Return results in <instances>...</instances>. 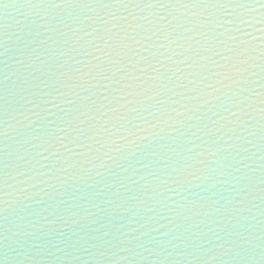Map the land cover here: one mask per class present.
<instances>
[{
    "label": "water",
    "instance_id": "obj_1",
    "mask_svg": "<svg viewBox=\"0 0 264 264\" xmlns=\"http://www.w3.org/2000/svg\"><path fill=\"white\" fill-rule=\"evenodd\" d=\"M57 3L0 5L9 125L0 264H264L259 52L237 84L212 94L219 99H208L178 122L171 119L203 88L199 82L216 59L219 34L241 20L257 34L264 8L52 6ZM125 21L135 29L131 39L139 41L125 49L133 61L126 67L159 61L152 83L140 86L142 95L111 91L120 87L113 77L126 79L119 64L82 82L74 79L76 88H62L58 73L73 63L70 57L88 52L90 45L111 43L109 37L129 27ZM178 24L183 27L173 32ZM197 31L195 40L185 43L183 37ZM75 59L95 62L86 55ZM41 99L50 101L45 111L19 127V113ZM122 99L128 103L118 107ZM243 105H249L246 117L230 123ZM80 112L85 113L81 132H68L64 148L54 151L51 142L67 132L66 125L77 123L73 118ZM101 125L102 135L85 138ZM137 127L144 131L127 137ZM201 152L207 153L196 157L205 161L202 170L183 180L185 165Z\"/></svg>",
    "mask_w": 264,
    "mask_h": 264
},
{
    "label": "snow or ice",
    "instance_id": "obj_2",
    "mask_svg": "<svg viewBox=\"0 0 264 264\" xmlns=\"http://www.w3.org/2000/svg\"><path fill=\"white\" fill-rule=\"evenodd\" d=\"M66 4V6L71 7H90L96 6L101 8H148V7H159V8H197V9H207V8H216V9H253L256 7L264 8V0H60V3L53 4V7H59L60 4ZM260 27L257 29V34L249 32L247 29L251 28L253 25L249 24L245 20L239 21V23L233 28L227 29L225 32L220 33V39L216 40L218 45V50L215 51L214 55L215 60L211 62V70L205 71L202 73L204 76L200 80V84L203 85V88L196 93V95L189 96L186 99V103L178 111H176L175 117L171 119L178 122V118L186 113L192 112V110L199 108L202 104L206 103L208 99H219V95L213 97V93H221V89L227 87L228 85H234L239 82L240 79L244 77L246 69L248 67L255 66L252 63L253 55L259 52L260 61L264 62V13L260 14L259 19L256 21ZM126 24H129V27L117 34L114 38L109 37L112 41H103L102 43H97L90 45L89 51L86 53H75L73 57H70L73 60L72 64H69L63 71L58 73L59 77H63L64 81L61 83L62 88H76L79 85L71 83L74 79L82 82L85 77L91 76L94 73H99L102 70H106L108 64H119L121 69L122 76L126 79L122 82L121 80H115V83L120 85L118 88H113L111 91L120 93L123 89L128 91L124 93L125 96H139L142 95L145 90L142 85H147L152 83L149 79L152 73L157 72V65L159 61L157 59L147 60V62L139 67H126L128 64H132L129 58L125 56V49L130 46L132 43H138L139 41H133L131 39V34L135 30L131 27L130 22L125 21ZM200 22L193 25V27H198ZM113 27H116L113 25ZM123 27V26H121ZM136 27H139L137 25ZM182 24H178L175 28L172 29L173 32L176 31V28H182ZM106 31H111L107 29ZM185 31H188L187 29ZM99 34H105L104 30L98 29ZM171 34V33H169ZM199 35V31L183 37L185 43L188 41L195 40L196 36ZM124 37H128V40H125ZM215 39V38H214ZM253 41L257 43L254 44ZM257 45H260L259 49ZM190 47V45H189ZM0 48H3V41H0ZM113 54L115 59H113ZM3 55V53H0ZM86 55L90 60L95 61L94 63H89L88 61H79L75 59V56ZM141 59H147L141 57ZM167 59H171L168 57ZM3 61H0V64H3ZM136 64L139 62L136 61ZM78 65V66H77ZM162 67V65H160ZM6 67V65H4ZM4 67H0V214L4 213L8 207V163H7V139L9 133V125L7 121L8 113V100H7V87L5 84L6 76L4 75ZM202 68L207 69L206 65H202ZM160 73H157V79H159ZM143 77V79H141ZM111 94V92L109 93ZM47 95V94H45ZM57 95H63V93L58 92ZM55 99V97H52ZM70 102V101H69ZM93 104L95 102H92ZM128 103L127 100L122 99L118 102V107ZM261 104H264V99L260 101ZM50 104L48 99H41L35 104H31L30 107H26L23 112L19 113L20 119L17 122V125L21 128L26 125L33 123L35 118H39L40 114L45 111V107ZM52 107H58V105H51ZM249 105L241 106L237 111L240 113H232L231 115L235 119L230 120V123H240L242 119L246 117V109ZM87 110H91V105L88 106ZM128 111V109H124ZM85 113L80 112L73 119L77 121L75 124H68L67 132H63L61 136H57L50 144L53 147L54 151H58L60 148H64L65 140L63 136H67L68 132H77L80 133L79 128L80 124L84 123V120L80 119V116H83ZM163 115V114H162ZM154 119L159 120L160 117H154ZM146 126L147 122H145ZM91 126H89L90 128ZM83 131H88L84 129ZM106 129L103 126H99L95 129H92V135L85 137L87 140L94 141L96 136L102 135ZM144 127H137L129 129L127 131V137L137 136L138 133H142ZM127 137H121V139H126ZM98 142V141H96ZM206 152L197 153L193 159L185 165V170L183 172V180H186V177L193 176L195 171H201V165L205 163L200 159H197V156H205ZM246 242V241H244ZM235 243V242H233ZM4 264V262H3Z\"/></svg>",
    "mask_w": 264,
    "mask_h": 264
}]
</instances>
